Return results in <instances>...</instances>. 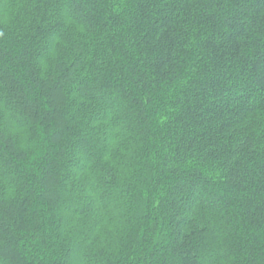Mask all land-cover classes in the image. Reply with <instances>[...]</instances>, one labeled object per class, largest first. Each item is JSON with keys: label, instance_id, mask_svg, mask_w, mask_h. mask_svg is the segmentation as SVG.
I'll return each mask as SVG.
<instances>
[{"label": "trees", "instance_id": "trees-1", "mask_svg": "<svg viewBox=\"0 0 264 264\" xmlns=\"http://www.w3.org/2000/svg\"><path fill=\"white\" fill-rule=\"evenodd\" d=\"M185 262L264 264V0H0V264Z\"/></svg>", "mask_w": 264, "mask_h": 264}, {"label": "rangeland", "instance_id": "rangeland-1", "mask_svg": "<svg viewBox=\"0 0 264 264\" xmlns=\"http://www.w3.org/2000/svg\"><path fill=\"white\" fill-rule=\"evenodd\" d=\"M107 103H105V105H106ZM108 105V104H107ZM184 264H188L187 262H185Z\"/></svg>", "mask_w": 264, "mask_h": 264}]
</instances>
